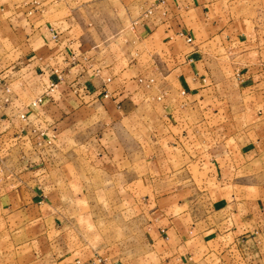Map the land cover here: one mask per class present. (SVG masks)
<instances>
[{
	"label": "crops",
	"instance_id": "1",
	"mask_svg": "<svg viewBox=\"0 0 264 264\" xmlns=\"http://www.w3.org/2000/svg\"><path fill=\"white\" fill-rule=\"evenodd\" d=\"M24 2L0 0V264H264V0Z\"/></svg>",
	"mask_w": 264,
	"mask_h": 264
},
{
	"label": "built area",
	"instance_id": "2",
	"mask_svg": "<svg viewBox=\"0 0 264 264\" xmlns=\"http://www.w3.org/2000/svg\"><path fill=\"white\" fill-rule=\"evenodd\" d=\"M24 6L28 9V13L32 14L35 11H41L40 5H42L44 0H24ZM188 41L189 38L187 39ZM72 60H74L75 56L74 54L70 57ZM235 76L237 78L241 77V72L236 71ZM58 79L60 80V75H58ZM51 87H54V84H51ZM11 93V84L10 80L7 78L6 75H4L2 72H0V100H2L3 103L9 102V95ZM42 102L41 98H38L34 102H32L33 105H37L38 103ZM19 118L22 122H28L27 116L25 113H21L19 115ZM32 133V137L35 141V145H42L46 147H51L53 144V137L54 135L49 134L47 130L39 129V128H33L30 130Z\"/></svg>",
	"mask_w": 264,
	"mask_h": 264
}]
</instances>
